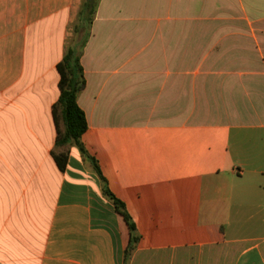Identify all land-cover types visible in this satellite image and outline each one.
Returning <instances> with one entry per match:
<instances>
[{"label": "crops", "instance_id": "crops-1", "mask_svg": "<svg viewBox=\"0 0 264 264\" xmlns=\"http://www.w3.org/2000/svg\"><path fill=\"white\" fill-rule=\"evenodd\" d=\"M85 1L0 0V264H124L91 161L56 148ZM81 64L82 142L136 224L129 264H264V0H97Z\"/></svg>", "mask_w": 264, "mask_h": 264}, {"label": "trees", "instance_id": "trees-1", "mask_svg": "<svg viewBox=\"0 0 264 264\" xmlns=\"http://www.w3.org/2000/svg\"><path fill=\"white\" fill-rule=\"evenodd\" d=\"M97 0H86L79 14L78 24L74 28L76 35H82L78 42L68 48L64 59L58 64L57 69L60 74V98L54 105L53 115L57 125L56 148L76 146L82 156L91 161L94 170L103 183L104 194L112 201L118 215L122 217L130 230V242L125 251L124 264H129L130 257L138 244L140 236L126 205L120 201L109 189L107 180L97 163L88 154L82 138L88 131V121L85 112L78 104V95L86 88L84 69L81 64V57L86 47L90 28L96 13ZM54 160L59 169H67L69 155L66 152L54 153Z\"/></svg>", "mask_w": 264, "mask_h": 264}, {"label": "rangeland", "instance_id": "rangeland-1", "mask_svg": "<svg viewBox=\"0 0 264 264\" xmlns=\"http://www.w3.org/2000/svg\"><path fill=\"white\" fill-rule=\"evenodd\" d=\"M78 39H79V37H77V38H75L74 39V42H77L78 41ZM106 198L108 199V201H110L111 202V200L106 196ZM127 225V224H126ZM128 227V226H127ZM125 232L126 233H130V230H129V228H127V230H125Z\"/></svg>", "mask_w": 264, "mask_h": 264}]
</instances>
